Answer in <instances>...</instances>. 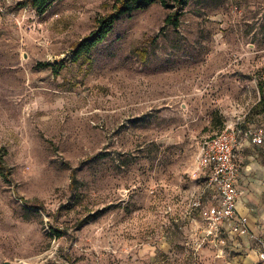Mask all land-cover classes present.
I'll return each instance as SVG.
<instances>
[{"label": "rangeland", "instance_id": "rangeland-1", "mask_svg": "<svg viewBox=\"0 0 264 264\" xmlns=\"http://www.w3.org/2000/svg\"><path fill=\"white\" fill-rule=\"evenodd\" d=\"M115 1L0 0V264H215L184 216L202 142L264 116V0L156 1L76 56Z\"/></svg>", "mask_w": 264, "mask_h": 264}, {"label": "built area", "instance_id": "built-area-1", "mask_svg": "<svg viewBox=\"0 0 264 264\" xmlns=\"http://www.w3.org/2000/svg\"><path fill=\"white\" fill-rule=\"evenodd\" d=\"M245 138L255 145H263L264 123L249 127L239 124L220 130L202 142L197 158L199 168L208 171L203 191H211L212 195L205 198L203 192L192 202L191 209L200 215L205 225V237H213L220 249L226 242L223 233L239 234L247 227L246 220L236 214L239 197L237 179L240 172L236 150ZM254 240L260 260L264 262V239L255 236ZM203 242L201 240L198 246Z\"/></svg>", "mask_w": 264, "mask_h": 264}, {"label": "crops", "instance_id": "crops-1", "mask_svg": "<svg viewBox=\"0 0 264 264\" xmlns=\"http://www.w3.org/2000/svg\"><path fill=\"white\" fill-rule=\"evenodd\" d=\"M262 123L264 116H259L245 127ZM236 154L240 165L236 214L246 220L247 227L239 234L223 233L226 242L220 249L215 245L216 240L213 237H205V225L198 212L191 209L193 213L184 216L189 221L193 234L198 233L192 240L191 253L193 256L199 255L200 252L213 255L207 263H210L211 259L215 264H264L260 260L254 240L255 236L264 239V144L255 145L250 139L245 138L237 148ZM203 192V196L208 198L205 191ZM178 220L175 218V221ZM201 240L204 242L199 247Z\"/></svg>", "mask_w": 264, "mask_h": 264}, {"label": "trees", "instance_id": "trees-1", "mask_svg": "<svg viewBox=\"0 0 264 264\" xmlns=\"http://www.w3.org/2000/svg\"><path fill=\"white\" fill-rule=\"evenodd\" d=\"M53 1L54 0H31V4L39 13H42ZM156 1H160L164 7L169 9L166 21H169L170 23L176 25L178 24L179 16L184 11V7L189 0H116L113 5L112 12L98 20L97 28L90 32L89 35L79 40L75 44L73 52L76 56L90 53L99 43H101L107 37V35L113 29L115 21L119 17L124 15H132L137 11L147 8ZM39 64L47 65L48 63ZM258 88L259 90H262L263 86L260 85ZM263 99L264 95L262 94L261 100ZM4 167V161L2 157H0V173L6 178L8 172L4 170ZM76 182L77 180L75 174L72 173L70 183L71 190L72 188L76 187ZM83 221H85V219ZM55 231L57 236L61 235L58 229H55Z\"/></svg>", "mask_w": 264, "mask_h": 264}, {"label": "water", "instance_id": "water-1", "mask_svg": "<svg viewBox=\"0 0 264 264\" xmlns=\"http://www.w3.org/2000/svg\"><path fill=\"white\" fill-rule=\"evenodd\" d=\"M3 264H14V263L9 262V261H4Z\"/></svg>", "mask_w": 264, "mask_h": 264}]
</instances>
